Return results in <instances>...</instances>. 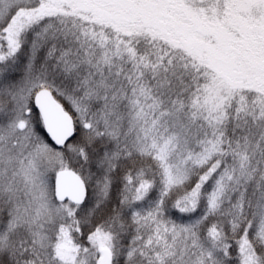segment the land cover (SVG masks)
Returning a JSON list of instances; mask_svg holds the SVG:
<instances>
[{
  "label": "snow or ice",
  "instance_id": "1",
  "mask_svg": "<svg viewBox=\"0 0 264 264\" xmlns=\"http://www.w3.org/2000/svg\"><path fill=\"white\" fill-rule=\"evenodd\" d=\"M0 264H264V0H0Z\"/></svg>",
  "mask_w": 264,
  "mask_h": 264
}]
</instances>
